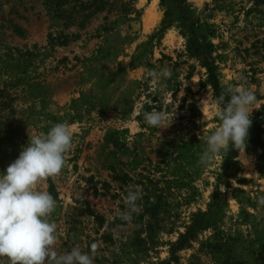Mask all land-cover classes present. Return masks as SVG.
Segmentation results:
<instances>
[{
    "label": "rangeland",
    "instance_id": "obj_1",
    "mask_svg": "<svg viewBox=\"0 0 264 264\" xmlns=\"http://www.w3.org/2000/svg\"><path fill=\"white\" fill-rule=\"evenodd\" d=\"M193 24L220 85L255 93L253 117L264 108V0H0V173L29 135L55 123L73 132L60 175L39 184L54 186L59 252L95 243L94 264H264L262 149L237 150L231 177L223 152L199 163L220 106L188 52ZM163 68L171 78L149 75ZM153 110L170 126L149 127ZM130 188L142 212L126 223Z\"/></svg>",
    "mask_w": 264,
    "mask_h": 264
},
{
    "label": "clouds",
    "instance_id": "obj_2",
    "mask_svg": "<svg viewBox=\"0 0 264 264\" xmlns=\"http://www.w3.org/2000/svg\"><path fill=\"white\" fill-rule=\"evenodd\" d=\"M149 75L159 81L161 77L171 78L172 72L163 68L160 72L152 70ZM215 102L220 106L215 113L220 123L207 136L206 148L199 157L203 166L222 152L227 154L231 149L245 152L257 97L244 84L230 85ZM142 115L144 122L153 128H166L173 120H168L163 111H144ZM72 144L70 126L55 123L44 135H29L18 158L0 173V257H6L8 264H94L95 243L90 246V252H83L79 247L63 253L56 249L57 224L49 217L57 202L51 193L39 188L41 181L60 175ZM141 200L138 189H128L120 220L131 223L139 216ZM261 202L264 203V198Z\"/></svg>",
    "mask_w": 264,
    "mask_h": 264
},
{
    "label": "trees",
    "instance_id": "obj_3",
    "mask_svg": "<svg viewBox=\"0 0 264 264\" xmlns=\"http://www.w3.org/2000/svg\"><path fill=\"white\" fill-rule=\"evenodd\" d=\"M163 2L165 0H162ZM175 3H180L182 5L186 4V0H173ZM97 10H100L97 8ZM199 29V26H196L193 24L190 31V39L188 42V52L191 56L197 57L200 59L204 67L207 69L208 72V83L212 86L216 98L220 95L221 91L224 89L220 85V81L218 79L217 70L214 65L213 59H212V51L213 46L206 41V39L203 36H199L197 31ZM252 118V126L250 128V135L248 139V144L253 147H258L262 149L264 154V140L262 138L264 134L263 130V120H264V108L261 111H256L254 113V116ZM235 149H231L225 157V169H224V175L226 177H231L235 175L238 172V167L236 165L235 156H236ZM50 193L54 196V186L52 183H50ZM204 215H199L197 218H203ZM201 225L194 224L188 231L186 235H183L180 239V241L177 243L176 246L173 247V250L179 249L181 247H184L186 240L190 239V237L193 236V233L195 229L200 228ZM174 256L171 259V262L173 261Z\"/></svg>",
    "mask_w": 264,
    "mask_h": 264
}]
</instances>
